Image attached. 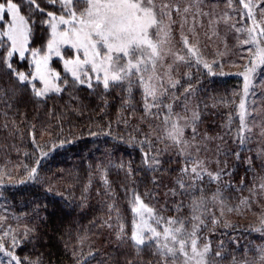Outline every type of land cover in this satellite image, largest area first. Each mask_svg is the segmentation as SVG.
Returning <instances> with one entry per match:
<instances>
[{
  "label": "snow or ice",
  "instance_id": "snow-or-ice-1",
  "mask_svg": "<svg viewBox=\"0 0 264 264\" xmlns=\"http://www.w3.org/2000/svg\"><path fill=\"white\" fill-rule=\"evenodd\" d=\"M221 30L235 34L247 63L238 73L243 89L236 108L211 128L205 126L213 115L208 109L229 102L209 97L214 101L209 104L191 69L202 66L215 76L218 68L223 74L218 60L205 57L201 41V35L211 41ZM258 70H264V0H0V116L7 120L11 113L18 116L22 105L46 104L63 94L79 101L81 88L103 101L102 110L113 93L121 98L128 116L118 123L131 132L128 139H115L137 150L140 160L116 165L130 180L122 187L126 209L104 178L113 202L101 227L111 231L118 247L132 250L126 264H136L142 253L150 254L144 264H264V247L251 259L240 248L244 258L237 259L225 253L223 241L214 247L209 238L217 227L235 230L224 219L226 212L241 214L264 202V113L259 111L264 102L259 107L249 102L261 84L254 83ZM135 113L139 119L133 123ZM38 150L42 157L26 166L28 181L20 183L36 180L51 148ZM137 176L143 177L139 183ZM6 179L11 175L0 171V187ZM229 193L240 194L235 203ZM260 216L264 225V210ZM5 219L0 216V222ZM39 239L35 225H25L23 232L3 229L0 256L7 258L5 264H42L40 257L17 252ZM72 256L75 264H92L97 253L90 247L85 254L81 239Z\"/></svg>",
  "mask_w": 264,
  "mask_h": 264
},
{
  "label": "trees",
  "instance_id": "trees-1",
  "mask_svg": "<svg viewBox=\"0 0 264 264\" xmlns=\"http://www.w3.org/2000/svg\"><path fill=\"white\" fill-rule=\"evenodd\" d=\"M232 35L229 33L217 43L216 39L223 36L221 32L211 41L201 35L205 57L209 62L218 60L223 65V74H220L217 65H213L217 68L215 76L208 75L202 66L191 69L194 76H199L198 87L202 95L207 93L205 98L209 104L214 102L209 97L229 102L217 103L215 108L208 109L213 115L206 117V127L217 128L223 124L227 113L236 108L241 98L243 78L238 73L247 60L241 58L246 54L234 43ZM20 67L23 70L25 66ZM261 89L264 91V87ZM76 94L80 97L79 101L63 94L46 104L22 105L19 115L11 113L7 120L0 116V171L12 177L5 180L4 187H0V216L7 218L0 222V231L10 227L23 232L25 225L37 226L40 239L32 244H22L17 252L33 260L40 257L42 264H75L72 251L80 247L81 239L85 254L90 247L97 253L92 264H103L105 260L107 264H126V260L134 255L132 250L118 247L111 231L101 227V224L108 219L107 205L113 202V197L107 194L104 178L115 193L116 203L121 209H126L122 187L130 184V180L116 165L121 161L138 164L140 160L137 150L115 139L119 136L128 139L131 129L122 122L118 123L128 113L121 110L118 93L112 94L108 107L103 110V101L90 95L88 89L81 88ZM261 95L264 102V92ZM260 104L258 102L254 106L259 107ZM259 111L264 113V108H259ZM24 113L27 114L26 121ZM14 116H17L16 125L11 123ZM138 119L139 113H135L132 122ZM4 123H8L9 127H3ZM60 141L65 142L63 146H60ZM41 147L44 151L51 148V151L41 159L36 180L20 183L28 181L26 166H35L37 158L42 157L38 150ZM243 175L241 168L235 176L237 183ZM135 179L139 183L143 177ZM49 188L52 192L46 195L45 190ZM140 190H145L143 184H140ZM238 195L229 193L233 203ZM242 195L247 196L248 192ZM262 210L264 202L253 204L251 210L241 214L226 212L224 219L234 225L235 230L232 227H217L209 235L213 246L223 241L225 253L236 255L237 259L244 258L240 251L244 248L251 259L258 248L264 247V231H256L264 229L260 216ZM215 211L219 215L218 207ZM36 212H39V217L35 216ZM233 241H238L239 247ZM149 256V253H142L136 258V264H144ZM6 260V257L0 256V264H5Z\"/></svg>",
  "mask_w": 264,
  "mask_h": 264
},
{
  "label": "rangeland",
  "instance_id": "rangeland-1",
  "mask_svg": "<svg viewBox=\"0 0 264 264\" xmlns=\"http://www.w3.org/2000/svg\"><path fill=\"white\" fill-rule=\"evenodd\" d=\"M221 34L223 35V36H220L219 37V39H216V43L217 42H220V41H222V39L225 37V36H227L229 33H225L223 30L221 31ZM233 38H234V33H233ZM234 43H237L238 44V42H237V40L234 38ZM58 67H59V65H57ZM242 77V76H241ZM243 78V77H242ZM256 81H261V84H258L257 85V87H256V93H257V96L256 97H254V96H249V102H250V104H251V102H253V101H255V104L257 105L258 104V102L260 103V102H263V99L261 98V94H262V92H264L263 91V89H261L262 87H264V75H262V70H258V74H257V76L255 77V79H254V83H256ZM242 89H243V85H242V88H241V93H240V96L242 95ZM257 97H259V99H257ZM252 106H254V105H252ZM261 113H263L262 111H260Z\"/></svg>",
  "mask_w": 264,
  "mask_h": 264
}]
</instances>
